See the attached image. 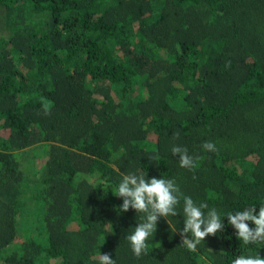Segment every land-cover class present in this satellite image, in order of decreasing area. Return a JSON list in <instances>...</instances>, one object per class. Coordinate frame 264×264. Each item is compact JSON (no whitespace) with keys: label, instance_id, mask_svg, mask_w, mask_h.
Segmentation results:
<instances>
[{"label":"trees","instance_id":"trees-1","mask_svg":"<svg viewBox=\"0 0 264 264\" xmlns=\"http://www.w3.org/2000/svg\"><path fill=\"white\" fill-rule=\"evenodd\" d=\"M129 173L175 180L223 231L182 246L181 200L137 258L140 214L116 196ZM260 206L264 0H0V264L264 258L226 217Z\"/></svg>","mask_w":264,"mask_h":264},{"label":"clouds","instance_id":"clouds-1","mask_svg":"<svg viewBox=\"0 0 264 264\" xmlns=\"http://www.w3.org/2000/svg\"><path fill=\"white\" fill-rule=\"evenodd\" d=\"M179 138V132L174 133V139ZM203 149L208 152H217L213 142H205ZM173 156L179 157L181 168L193 169L196 167L198 157L188 154V149L181 146H173ZM116 196L123 198L120 210L128 212L134 209L140 214L141 222L134 231L127 236L133 254L140 258L146 255L149 249V240L157 231V223L160 218L178 215L177 206L183 200L184 228L180 232L182 246L189 251H196L197 247L204 242L209 235H216L223 231L225 225L221 215L215 208L207 211L208 204H197L194 200L185 196L175 180L164 178L147 179L144 175L136 173L125 174L116 189ZM228 222L237 230L238 239L245 245L264 243V206L246 208L234 214H227ZM248 222L254 223L255 227L249 226ZM169 223V221H168ZM98 264H116L111 254L98 256ZM231 264H264V258L257 253L255 256L240 255L233 258Z\"/></svg>","mask_w":264,"mask_h":264}]
</instances>
